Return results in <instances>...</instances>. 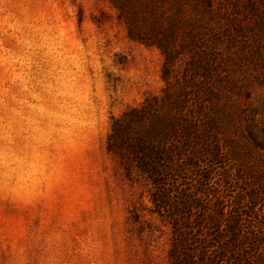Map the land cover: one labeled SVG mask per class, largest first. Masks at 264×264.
<instances>
[{
    "label": "rangeland",
    "instance_id": "obj_1",
    "mask_svg": "<svg viewBox=\"0 0 264 264\" xmlns=\"http://www.w3.org/2000/svg\"><path fill=\"white\" fill-rule=\"evenodd\" d=\"M136 1L0 0V264H170L154 189L107 147L166 88L201 121L189 215L223 200L230 264H264V0Z\"/></svg>",
    "mask_w": 264,
    "mask_h": 264
},
{
    "label": "trees",
    "instance_id": "obj_2",
    "mask_svg": "<svg viewBox=\"0 0 264 264\" xmlns=\"http://www.w3.org/2000/svg\"><path fill=\"white\" fill-rule=\"evenodd\" d=\"M136 2L124 0V8L128 9ZM158 20L160 17L155 19V25H158ZM157 42L160 41L155 44L167 57L165 47ZM187 102L173 100L167 88L160 98H146L139 107L129 108L121 116L111 118L107 147L123 162H128L127 168H137L154 189L150 197L151 211L171 228L170 264H230L229 256L234 257L240 230L231 206H225L223 200L216 201V206L210 207V211L202 210L207 215L201 222L199 217L193 218L189 214L192 210H200L202 196L209 193L188 186L186 192L179 183L183 178L182 163L200 167L194 159L199 160L203 152L199 150L201 121L194 112L187 111ZM204 151L210 154L207 149ZM207 177L197 174L199 181ZM223 234L229 236L228 245L218 240Z\"/></svg>",
    "mask_w": 264,
    "mask_h": 264
}]
</instances>
